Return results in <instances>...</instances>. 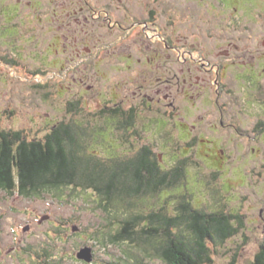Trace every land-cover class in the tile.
<instances>
[{
    "label": "rangeland",
    "instance_id": "1",
    "mask_svg": "<svg viewBox=\"0 0 264 264\" xmlns=\"http://www.w3.org/2000/svg\"><path fill=\"white\" fill-rule=\"evenodd\" d=\"M14 1L0 0V6L4 7L0 9L1 126L23 129L30 137L43 138L55 123L76 121L91 133L88 138L94 153L105 157H110L112 152L125 156L136 154L137 140L128 144L115 138L116 131L101 117V108L113 105L117 99L158 95L163 86L158 79V62H144L127 70L123 62L113 60L115 50L143 57L156 46L139 30L127 33L123 28L112 29L108 18L95 16L92 8L76 12L87 0H48V15L41 17L30 6L23 8L20 16L13 17ZM97 2L103 7L111 5L109 0H91L92 4ZM9 4L11 8L5 6ZM124 6L120 7L118 19L129 25L132 19L125 16ZM245 9L249 8L245 6ZM132 71L137 73L134 80H125ZM37 83L41 86H36ZM180 102L186 123H194L204 110L185 109L190 103L184 96ZM163 114L165 120L171 115ZM142 115L148 121L149 117ZM172 121L169 117L167 125L152 126L147 131L143 126L144 137L139 142L151 144L164 169L171 168L177 158L189 157L184 182L193 193L196 206H223L243 216L245 227L215 247L213 264H229L238 250L241 254L238 264H250L264 236V141L252 143L250 139L244 160L229 158L212 164L208 161L209 148L200 141L190 148V154L185 143L187 137L179 145L176 143ZM183 129L181 123L179 130ZM196 132L203 137L210 134L205 127L197 128ZM218 135L224 142L237 140L235 131L222 130ZM254 145L263 151L250 156ZM177 146L181 147L178 154ZM182 188L147 197L143 200L146 202L136 199L130 210H117L99 193L83 187H65L32 198L0 190V264H49L47 251L59 257L55 258L56 264H113L123 258L125 250L136 252L145 263L162 264L158 257L148 258L130 243L114 244L109 237L124 228L123 221L132 212L143 210L147 214L159 210L165 202L166 208L173 211L180 199L176 195L184 192ZM87 245L94 251L90 263L77 256Z\"/></svg>",
    "mask_w": 264,
    "mask_h": 264
},
{
    "label": "flooded vegetation",
    "instance_id": "2",
    "mask_svg": "<svg viewBox=\"0 0 264 264\" xmlns=\"http://www.w3.org/2000/svg\"><path fill=\"white\" fill-rule=\"evenodd\" d=\"M47 2L16 0L12 3L16 10L12 12L13 17L20 16L23 8L29 6L36 15L47 16ZM109 2L111 5L108 8L87 0V4L81 5L76 12L92 8L95 16L108 18L112 29L123 28L127 33L139 30L144 34L148 42L156 46L152 48V53L146 52L142 57L132 52L120 54L115 50L113 60L123 62L127 70L144 62H158V79L163 84L157 96L147 95L137 99L138 95H135L136 100L133 97L117 99L113 105L101 108H108L112 114L110 127L116 131L118 140L133 144L132 140L136 139L139 143L137 154L146 144L151 146L139 142L144 137L142 127L145 131L152 126L160 128L169 123L170 117L176 143L179 145V141L187 137L185 143L190 154V148L200 141L209 148L208 161L212 164L229 158L244 160L250 139L252 143L264 141V0L258 4L246 0ZM124 4L125 16L132 19L130 26L118 19L121 17L118 14L120 7ZM5 6L11 8L10 4ZM245 6L249 9L246 10ZM3 8L0 6V9ZM163 66L166 68L163 69ZM136 75L132 71L126 74L125 80L133 81ZM182 96L190 103V107L185 109H204L194 123L183 121L186 115L181 114ZM161 112L171 114L168 120ZM142 113L149 117L148 121ZM123 116L132 119L127 128L119 125L123 120L130 122L129 117L124 119ZM181 123L183 131L179 130ZM200 127L208 129L209 136L203 137L196 132ZM222 130L235 131L237 140L224 142L218 135ZM179 148L177 146V154ZM251 150L253 155L250 156H257L263 151L255 145ZM179 160L177 158L175 164ZM158 166L164 170L159 159Z\"/></svg>",
    "mask_w": 264,
    "mask_h": 264
},
{
    "label": "trees",
    "instance_id": "3",
    "mask_svg": "<svg viewBox=\"0 0 264 264\" xmlns=\"http://www.w3.org/2000/svg\"><path fill=\"white\" fill-rule=\"evenodd\" d=\"M101 112L111 126L109 109ZM131 122L130 118V122L123 120L119 125L127 128ZM90 134L87 127L76 121L55 123L43 138L30 137L23 129L0 124V190L32 198L65 187H83L99 193L117 210H130L136 199L143 201L165 190L180 191L184 187V192L176 195L180 199L173 211L166 208L165 202L159 210L147 214L143 210L132 212L124 219V228L109 237L114 244L130 243L148 258L158 257L162 264H213L215 247L245 227L240 213L223 206L205 208L194 204L195 197L184 182L187 158L163 170L148 144L131 156L112 152L105 157L93 152ZM240 255L236 251L229 264H238ZM46 257L49 264H56L58 256L53 251H47ZM113 264L150 263H145L136 252L125 250L123 258ZM250 264H264V236Z\"/></svg>",
    "mask_w": 264,
    "mask_h": 264
},
{
    "label": "water",
    "instance_id": "4",
    "mask_svg": "<svg viewBox=\"0 0 264 264\" xmlns=\"http://www.w3.org/2000/svg\"><path fill=\"white\" fill-rule=\"evenodd\" d=\"M79 259L84 260L86 262H93L94 260V251L91 245H87L82 247L77 253Z\"/></svg>",
    "mask_w": 264,
    "mask_h": 264
}]
</instances>
